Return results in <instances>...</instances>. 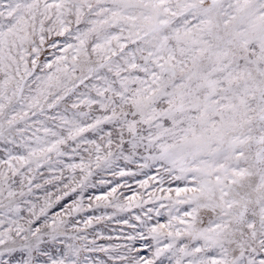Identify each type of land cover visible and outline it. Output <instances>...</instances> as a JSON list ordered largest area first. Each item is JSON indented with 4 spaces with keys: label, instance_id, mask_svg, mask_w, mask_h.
Segmentation results:
<instances>
[{
    "label": "snow or ice",
    "instance_id": "6c2138e0",
    "mask_svg": "<svg viewBox=\"0 0 264 264\" xmlns=\"http://www.w3.org/2000/svg\"><path fill=\"white\" fill-rule=\"evenodd\" d=\"M0 264H264V0H0Z\"/></svg>",
    "mask_w": 264,
    "mask_h": 264
}]
</instances>
